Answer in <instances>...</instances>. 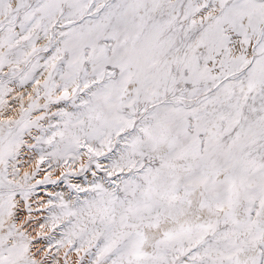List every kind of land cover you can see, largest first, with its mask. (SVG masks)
Masks as SVG:
<instances>
[{
    "label": "snow or ice",
    "instance_id": "snow-or-ice-1",
    "mask_svg": "<svg viewBox=\"0 0 264 264\" xmlns=\"http://www.w3.org/2000/svg\"><path fill=\"white\" fill-rule=\"evenodd\" d=\"M0 264H264V0H0Z\"/></svg>",
    "mask_w": 264,
    "mask_h": 264
},
{
    "label": "rangeland",
    "instance_id": "rangeland-1",
    "mask_svg": "<svg viewBox=\"0 0 264 264\" xmlns=\"http://www.w3.org/2000/svg\"><path fill=\"white\" fill-rule=\"evenodd\" d=\"M44 168H47V165H44ZM41 175L43 176V172L41 173ZM40 175V177H37V179H41L42 176ZM59 175V169H57L56 173L53 175V179H56V177ZM58 187V188H56ZM45 188V190H44ZM56 188V189H55ZM39 189V190H38ZM37 189V192L39 195H43V200H46L48 197H47V193H56V192H62V191H66L67 189L65 188V185L63 183H60L58 185H52V184H49L47 186H41L40 188ZM48 189V190H47ZM50 189V190H49ZM46 191V193H44ZM45 195H44V194ZM45 196V197H44ZM39 198V197H38ZM40 199V198H39Z\"/></svg>",
    "mask_w": 264,
    "mask_h": 264
},
{
    "label": "bare ground",
    "instance_id": "bare-ground-1",
    "mask_svg": "<svg viewBox=\"0 0 264 264\" xmlns=\"http://www.w3.org/2000/svg\"><path fill=\"white\" fill-rule=\"evenodd\" d=\"M41 176H42V175H41ZM38 177H40V176H38ZM56 188H58V187H56ZM56 188H55V189H56ZM65 188H66V187H65ZM38 190H39V189H38ZM44 190H45V188H44ZM47 190H48V189H47ZM49 190H50V189H49ZM44 193H46V191H45ZM44 193H43V194H44ZM39 194H40V193H39ZM39 194H38V197H39L40 199H42V198H43V195H39ZM44 195H45V194H44ZM44 197H45V196H44Z\"/></svg>",
    "mask_w": 264,
    "mask_h": 264
}]
</instances>
